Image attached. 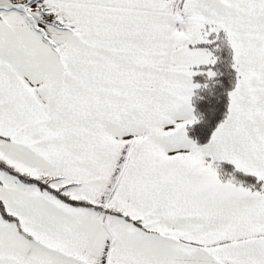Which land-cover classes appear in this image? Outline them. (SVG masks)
<instances>
[{"label": "snow or ice", "instance_id": "snow-or-ice-1", "mask_svg": "<svg viewBox=\"0 0 264 264\" xmlns=\"http://www.w3.org/2000/svg\"><path fill=\"white\" fill-rule=\"evenodd\" d=\"M0 264H264V0H0Z\"/></svg>", "mask_w": 264, "mask_h": 264}]
</instances>
